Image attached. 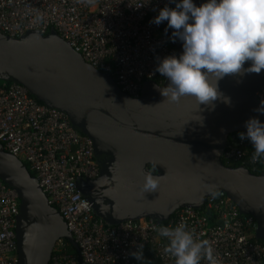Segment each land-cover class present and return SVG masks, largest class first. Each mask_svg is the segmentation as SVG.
Segmentation results:
<instances>
[{
  "label": "water",
  "instance_id": "water-1",
  "mask_svg": "<svg viewBox=\"0 0 264 264\" xmlns=\"http://www.w3.org/2000/svg\"><path fill=\"white\" fill-rule=\"evenodd\" d=\"M206 0H193L199 6ZM171 45L179 55L182 41ZM250 66L246 62L244 67ZM0 79L23 84L37 100L65 112L72 127L91 137L99 173L77 178L95 215L108 224L151 217L163 224L180 206H201L209 189L224 190L242 213L254 216L255 238L264 239V172L227 165L221 154L229 132L264 114L255 91L261 74L227 75L218 81L223 99L214 107L192 97L168 103L157 86L143 82L140 94L124 92L115 79L85 61L54 30L29 29L13 37L0 31ZM156 164V168L153 165ZM162 176L156 192L141 193L144 174ZM0 178L19 196L15 223L18 264H47L54 242L78 245L59 211L47 203L37 178L0 142Z\"/></svg>",
  "mask_w": 264,
  "mask_h": 264
},
{
  "label": "built area",
  "instance_id": "built-area-1",
  "mask_svg": "<svg viewBox=\"0 0 264 264\" xmlns=\"http://www.w3.org/2000/svg\"><path fill=\"white\" fill-rule=\"evenodd\" d=\"M174 1L95 0L88 5L77 0H0V31L16 37L29 29L47 33L52 28L85 61L110 74L124 92L138 96L144 81L166 80L156 71L160 60L178 57L163 22H151ZM41 14L43 20L38 21ZM260 74L255 94L264 102V70ZM240 132L228 133L221 158L252 168L258 162L264 165V158L252 161L254 148L249 140L239 139ZM0 142L34 172L47 203L62 215L78 245L72 252L64 237L57 238L47 264H174L163 251L167 240L155 231L160 224L153 218L111 225L94 214L76 182L80 176L99 173L91 137L72 127L65 112L40 102L16 81H0ZM218 191L219 197L207 194L199 207H178L161 225L186 222L210 241L223 264H263L264 239L251 236L254 216L240 212L224 190ZM19 202L16 190L0 178V264H18ZM141 244L143 259L137 260L131 253Z\"/></svg>",
  "mask_w": 264,
  "mask_h": 264
},
{
  "label": "clouds",
  "instance_id": "clouds-1",
  "mask_svg": "<svg viewBox=\"0 0 264 264\" xmlns=\"http://www.w3.org/2000/svg\"><path fill=\"white\" fill-rule=\"evenodd\" d=\"M91 5L95 0H77ZM38 21L43 15H37ZM167 21L172 39L182 41L183 52L165 56L156 71L168 81L167 86H157L168 103L178 104L183 97H192L198 106L209 105L223 99L218 81L227 75L261 73L264 70V0H206L197 6L193 0H179L174 8L167 5L151 21L159 25ZM246 62L250 66L245 68ZM256 111L264 114V103ZM246 133L239 139L249 140L254 148L252 161L264 158V122L252 117L245 122ZM156 168V164L153 165ZM162 176L152 171L144 174L141 193L156 192ZM213 199L218 190L209 189ZM155 231L167 240L164 253L174 264H223L208 239H202L194 228L184 221L175 227L158 225ZM143 245L131 253L137 260L143 259Z\"/></svg>",
  "mask_w": 264,
  "mask_h": 264
},
{
  "label": "trees",
  "instance_id": "trees-1",
  "mask_svg": "<svg viewBox=\"0 0 264 264\" xmlns=\"http://www.w3.org/2000/svg\"><path fill=\"white\" fill-rule=\"evenodd\" d=\"M177 2H179V0H175L174 3H173V5H171L170 7H171V8H174V7H175V4H176ZM51 30H53V29H52V28H49V29H48V31H51ZM237 131H239V130H237ZM221 159H222V161H223L225 164H227V165H232V166H235V165H241V162H240V161H227V160H225L223 157H222ZM244 165H245L246 167H248L252 172H254V173H256V174L264 172V165H263L262 163H260V162H258L257 165H256V167H254V168H252L251 165L246 164V163H244ZM26 166H27V168H28V165H26ZM28 169H29V168H28ZM29 171H30V173H31L32 175H34V172H33V171H31L30 169H29ZM251 236H252L253 239H257V240H260V241L263 240L262 238H255V236H254V232L252 233ZM67 245H68V250H69V251L75 252V249H74L69 243H67ZM263 264H264V258H263Z\"/></svg>",
  "mask_w": 264,
  "mask_h": 264
},
{
  "label": "flooded vegetation",
  "instance_id": "flooded-vegetation-1",
  "mask_svg": "<svg viewBox=\"0 0 264 264\" xmlns=\"http://www.w3.org/2000/svg\"><path fill=\"white\" fill-rule=\"evenodd\" d=\"M163 28H164V30H165L166 32L171 30V28H168V26H167V21H164V22H163Z\"/></svg>",
  "mask_w": 264,
  "mask_h": 264
},
{
  "label": "rangeland",
  "instance_id": "rangeland-1",
  "mask_svg": "<svg viewBox=\"0 0 264 264\" xmlns=\"http://www.w3.org/2000/svg\"><path fill=\"white\" fill-rule=\"evenodd\" d=\"M1 82H3L4 80L3 79H0Z\"/></svg>",
  "mask_w": 264,
  "mask_h": 264
}]
</instances>
